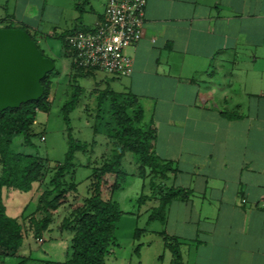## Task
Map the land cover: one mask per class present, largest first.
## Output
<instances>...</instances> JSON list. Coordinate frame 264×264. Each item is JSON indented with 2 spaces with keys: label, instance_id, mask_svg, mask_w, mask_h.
<instances>
[{
  "label": "crops",
  "instance_id": "1",
  "mask_svg": "<svg viewBox=\"0 0 264 264\" xmlns=\"http://www.w3.org/2000/svg\"><path fill=\"white\" fill-rule=\"evenodd\" d=\"M7 16L38 30L34 15L15 8ZM83 16L81 28H93L101 13L94 26ZM127 53L129 75L92 77L102 72L116 93L139 100L156 131L155 152L176 168L169 185L189 193L168 204L163 222L145 211V230L162 229L151 264H264V0H147L143 36ZM46 185L33 189L19 215L36 210ZM71 198L55 217L67 210L63 221L82 200ZM55 221L48 231L72 237ZM107 257L106 264H139Z\"/></svg>",
  "mask_w": 264,
  "mask_h": 264
},
{
  "label": "trees",
  "instance_id": "2",
  "mask_svg": "<svg viewBox=\"0 0 264 264\" xmlns=\"http://www.w3.org/2000/svg\"><path fill=\"white\" fill-rule=\"evenodd\" d=\"M89 4L90 0H76L75 7L82 13ZM103 15L101 14L98 21L103 18ZM95 26L84 32H92ZM0 27L23 28L35 40L34 35L28 29L15 24L12 16L0 18ZM78 32L81 31L74 29L60 35L65 51L73 57L71 73L76 75L73 76V81H76L77 77L93 76L92 73L96 72L79 67L76 53L71 54L66 45L64 37L67 34ZM54 71L48 73L42 80L45 91L40 99L24 103L19 108L0 110L2 170L0 174V260L7 256H16L31 233L35 238L41 239L49 230L55 214L69 202L71 193L77 192V184L72 181L75 174L76 154L87 151L91 146V143L76 140L72 136L69 114L78 106L82 93L77 85L62 108L68 124L70 141L65 160L60 162V166L55 167L53 176L43 188L44 190H41L37 208L31 213L29 219L24 217L23 212L21 215H12L15 214L14 211L11 214L8 212L11 209H8L5 202L4 188H14L30 193L38 184L41 186L46 172H49L45 167L46 158L38 154L15 151L13 139L21 134L24 136V144L32 145L34 134L32 126L37 122L36 116L39 111H48L51 105L50 77ZM106 83L105 90L100 92L99 96L100 112L96 115L94 133L101 135L100 138L106 143L107 153L102 154L101 161H97L92 168L89 194L71 205L69 216L62 221L61 229L72 231L71 250L67 259L62 262H49L51 264H106V257L116 242L118 222L123 216L120 204L114 199L113 194L124 188L130 177H138L144 181V193L139 196L138 203L155 201L149 221L163 222L168 204L172 200L186 198L189 195L187 191L169 185L170 176L176 168L171 162L162 160L155 152L156 131L153 128V122L146 118L139 100L134 96H124L114 92L110 88V81ZM95 142L96 140H93L92 143ZM92 145L93 149L96 144ZM110 151L113 152L111 156ZM87 166L90 167L89 164ZM127 168H131L129 172ZM66 175H71V182L65 180ZM147 179L153 190L150 195L145 194ZM25 207L27 208V205ZM39 212L42 216L36 218V213ZM139 232L140 230L137 229L136 237L139 236Z\"/></svg>",
  "mask_w": 264,
  "mask_h": 264
},
{
  "label": "rangeland",
  "instance_id": "3",
  "mask_svg": "<svg viewBox=\"0 0 264 264\" xmlns=\"http://www.w3.org/2000/svg\"><path fill=\"white\" fill-rule=\"evenodd\" d=\"M104 1L92 0L93 9L89 6L82 13L75 7L76 0H43V2L42 0H32L33 6L31 7L25 6L26 0H9L8 3L7 0H4L1 1L2 6H0V17L3 18L6 17L7 13H12L15 8L18 11V16H23V14L34 15L32 18L35 19L34 24L38 30L36 33L32 29L29 31L34 35L39 48L46 56L52 58L56 65L55 71L50 77L52 85L51 105L48 111H39L36 116L37 123L32 126V132L34 133L32 145L24 144V136L21 134L16 135L13 139L15 151L32 155L38 154L47 159L45 167L46 171L49 170V172L45 174L44 182L46 183L53 176L55 167L60 166V162L65 160L70 147L68 124L62 111L63 104L70 99L74 87L78 85L82 90L78 106L69 114L71 131L76 140L91 143V146L87 151L76 154L73 180L71 175L65 176V180L68 182L72 180L77 184V192L71 193V202H76L88 195L93 175L92 168L107 153V146L104 140L100 138L101 135H95L94 133L96 115L100 112V92H103L107 85L106 81L103 80L104 77L100 76L103 75L102 72L97 73L95 77H77L76 81H73V76H76L71 73V58L73 60V57L65 51L60 33L68 29L73 30V28H76L77 31L90 29L91 27L81 28L82 16L84 15L83 21L85 23L93 25L96 22L97 15L100 13L103 15L105 12L108 0L106 3ZM110 88L114 92L119 90L116 82L111 83ZM146 115H148L147 112ZM106 116L108 117V114ZM43 135H45L44 140L41 138ZM93 140H96V142L92 143ZM92 144H96L93 149L91 148ZM112 154L113 152L110 151V156ZM88 164L90 167L87 166ZM130 169L127 168L126 170L129 172ZM1 172L0 163V174ZM145 183V194L150 195L153 190L149 179ZM143 184L142 179L130 177L125 187L113 194L114 199L120 204L123 216H121L117 225L118 243L112 246L108 257L119 253L125 255L128 259L134 258L139 264H151L152 259H156L159 255V253L154 254L157 250L156 242L160 239L159 231L162 230L159 228L160 223L152 224L151 227L149 226V231H146L148 217H144L145 211L152 209L155 201L149 200L145 203H138L139 196L144 193ZM3 194L8 209L13 207L15 211V214L12 215H19L23 209L22 206L30 200L31 192L25 193L14 190V188H4ZM10 197L11 199H9ZM31 205L34 207L33 203ZM70 205L71 203H69ZM8 212L11 214L13 210ZM30 212L31 208L24 215L27 219L31 216ZM61 215L58 214L55 217L56 226L58 223L60 224V221L62 222ZM41 216V212L36 213V218ZM26 222L28 225L29 221ZM136 228H140L138 238L134 237ZM43 237L46 239L44 243H42L43 239L41 241L31 233L25 239L18 254L2 258L0 264H51L49 260L65 261L71 250V233L65 231L62 235L59 230L54 228L46 232Z\"/></svg>",
  "mask_w": 264,
  "mask_h": 264
},
{
  "label": "built area",
  "instance_id": "4",
  "mask_svg": "<svg viewBox=\"0 0 264 264\" xmlns=\"http://www.w3.org/2000/svg\"><path fill=\"white\" fill-rule=\"evenodd\" d=\"M146 3L147 0H108L95 30L67 34L64 40L71 53H76L79 67L109 75H129L133 61L127 49L143 36Z\"/></svg>",
  "mask_w": 264,
  "mask_h": 264
},
{
  "label": "water",
  "instance_id": "5",
  "mask_svg": "<svg viewBox=\"0 0 264 264\" xmlns=\"http://www.w3.org/2000/svg\"><path fill=\"white\" fill-rule=\"evenodd\" d=\"M55 68L27 30L0 27V110L40 99L42 80Z\"/></svg>",
  "mask_w": 264,
  "mask_h": 264
},
{
  "label": "clouds",
  "instance_id": "6",
  "mask_svg": "<svg viewBox=\"0 0 264 264\" xmlns=\"http://www.w3.org/2000/svg\"><path fill=\"white\" fill-rule=\"evenodd\" d=\"M36 123H37V122H36ZM41 239H43V237H42Z\"/></svg>",
  "mask_w": 264,
  "mask_h": 264
}]
</instances>
